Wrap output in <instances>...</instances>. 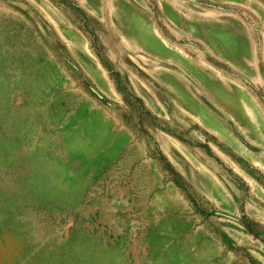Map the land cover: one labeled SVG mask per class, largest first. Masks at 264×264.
<instances>
[{
  "label": "rangeland",
  "instance_id": "rangeland-1",
  "mask_svg": "<svg viewBox=\"0 0 264 264\" xmlns=\"http://www.w3.org/2000/svg\"><path fill=\"white\" fill-rule=\"evenodd\" d=\"M0 264H264V0H0Z\"/></svg>",
  "mask_w": 264,
  "mask_h": 264
},
{
  "label": "water",
  "instance_id": "water-1",
  "mask_svg": "<svg viewBox=\"0 0 264 264\" xmlns=\"http://www.w3.org/2000/svg\"><path fill=\"white\" fill-rule=\"evenodd\" d=\"M217 214H219V215H221V216H225V217H227V218H231V219L237 220L236 217H234V216H232V215H230V214H228V213H225V212L217 211Z\"/></svg>",
  "mask_w": 264,
  "mask_h": 264
}]
</instances>
